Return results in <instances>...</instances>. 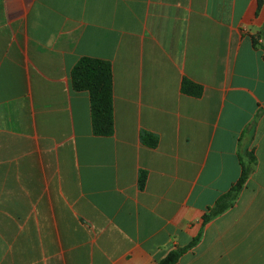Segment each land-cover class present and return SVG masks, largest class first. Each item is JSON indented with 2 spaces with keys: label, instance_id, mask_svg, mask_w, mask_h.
<instances>
[{
  "label": "crops",
  "instance_id": "0c3cea01",
  "mask_svg": "<svg viewBox=\"0 0 264 264\" xmlns=\"http://www.w3.org/2000/svg\"><path fill=\"white\" fill-rule=\"evenodd\" d=\"M263 41L264 0H0V264H156L198 235L176 264H264ZM84 57L111 65L109 137Z\"/></svg>",
  "mask_w": 264,
  "mask_h": 264
},
{
  "label": "trees",
  "instance_id": "16d2710c",
  "mask_svg": "<svg viewBox=\"0 0 264 264\" xmlns=\"http://www.w3.org/2000/svg\"><path fill=\"white\" fill-rule=\"evenodd\" d=\"M261 4L262 0H258V9L261 7ZM253 45H257L255 38H253ZM70 78L74 91H85L89 94L93 135L100 137L111 136L114 133V115L113 80L110 63L96 58H81L72 68ZM180 90L183 94L195 98L201 97L203 93L201 85L186 78L182 79ZM140 140L148 148H155L158 145V138L150 133H141ZM246 156L248 157L246 161L243 156H240L241 174L239 179L226 194L217 200L215 205L209 209L208 213L203 216L202 226L235 204L241 190L245 186L250 174L254 172L257 164L253 150L248 152ZM138 184L140 189L144 188L145 176L141 171ZM199 236L194 238L187 247L178 248L169 252L156 264H176L181 255L197 243Z\"/></svg>",
  "mask_w": 264,
  "mask_h": 264
},
{
  "label": "rangeland",
  "instance_id": "374dc122",
  "mask_svg": "<svg viewBox=\"0 0 264 264\" xmlns=\"http://www.w3.org/2000/svg\"><path fill=\"white\" fill-rule=\"evenodd\" d=\"M262 43H263V44H262V45H263L262 47H264V41H263ZM247 153H248V152H246V153L244 152V155H243V158H244L245 161L248 159V157L246 156Z\"/></svg>",
  "mask_w": 264,
  "mask_h": 264
}]
</instances>
